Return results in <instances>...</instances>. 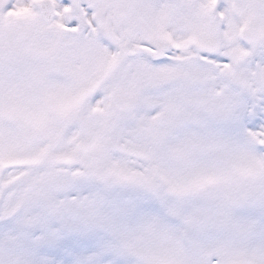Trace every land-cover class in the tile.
<instances>
[{
    "label": "snow or ice",
    "instance_id": "obj_1",
    "mask_svg": "<svg viewBox=\"0 0 264 264\" xmlns=\"http://www.w3.org/2000/svg\"><path fill=\"white\" fill-rule=\"evenodd\" d=\"M0 264H264V0H0Z\"/></svg>",
    "mask_w": 264,
    "mask_h": 264
}]
</instances>
